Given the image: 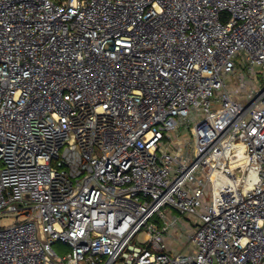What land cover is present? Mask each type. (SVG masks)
<instances>
[{
	"label": "built area",
	"instance_id": "obj_1",
	"mask_svg": "<svg viewBox=\"0 0 264 264\" xmlns=\"http://www.w3.org/2000/svg\"><path fill=\"white\" fill-rule=\"evenodd\" d=\"M0 264H264V0H0Z\"/></svg>",
	"mask_w": 264,
	"mask_h": 264
},
{
	"label": "rangeland",
	"instance_id": "obj_2",
	"mask_svg": "<svg viewBox=\"0 0 264 264\" xmlns=\"http://www.w3.org/2000/svg\"><path fill=\"white\" fill-rule=\"evenodd\" d=\"M256 70H257L258 72H260V71H259V70H260V67H258ZM232 87H233V86H231V88H232ZM186 134H187V130L184 131V135H186ZM188 218H189L188 216H185L184 219L179 220V226H178V229H179V230H177V232H178L177 234L181 233L180 230H182V231L184 232V234H185V237H184V239L182 240V242H186V241H187V236H188V235H187V232H188V234L190 233V231H184V223H185V220L188 219ZM13 222H14V218H11V217L3 218V219L1 220V226H2V227H7V226L12 225ZM187 227H188V225H187ZM175 233H176V232H175ZM139 238H140V240H143V239H144V235H140ZM55 249H56V251H57L59 254H65L67 251H69V248H68V247H65V246H62V245H56Z\"/></svg>",
	"mask_w": 264,
	"mask_h": 264
},
{
	"label": "crops",
	"instance_id": "obj_3",
	"mask_svg": "<svg viewBox=\"0 0 264 264\" xmlns=\"http://www.w3.org/2000/svg\"><path fill=\"white\" fill-rule=\"evenodd\" d=\"M168 243H170V241H168Z\"/></svg>",
	"mask_w": 264,
	"mask_h": 264
}]
</instances>
